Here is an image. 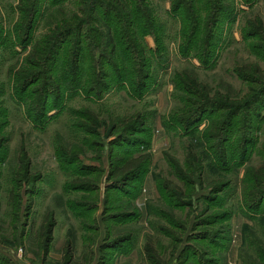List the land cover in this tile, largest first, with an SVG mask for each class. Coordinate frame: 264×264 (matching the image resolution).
<instances>
[{"label":"rangeland","instance_id":"374dc122","mask_svg":"<svg viewBox=\"0 0 264 264\" xmlns=\"http://www.w3.org/2000/svg\"><path fill=\"white\" fill-rule=\"evenodd\" d=\"M92 2L0 0V264H264V206L249 209L264 185V0H236L211 66L179 52L172 0H148L166 25L168 64L143 99L85 91L101 70ZM78 25L95 49L74 72ZM61 28L76 30L68 44ZM145 43L156 48L153 35ZM120 135L129 142L113 144ZM138 141L149 167L115 189L112 155Z\"/></svg>","mask_w":264,"mask_h":264},{"label":"trees","instance_id":"16d2710c","mask_svg":"<svg viewBox=\"0 0 264 264\" xmlns=\"http://www.w3.org/2000/svg\"><path fill=\"white\" fill-rule=\"evenodd\" d=\"M92 1V3L96 4V8L93 9V11H97L98 7L101 8L100 12L97 11L92 14V17H98L100 22L99 29H97V46L99 48L100 58H97L96 62L100 64L101 70L99 69L94 79L92 78L91 83L93 85H91L89 89H85V81L82 82L84 84L77 85L73 87V89H85L88 96L102 98L104 93L117 86L127 89L136 99L145 98L147 93L154 87V84H157L161 71L167 68L168 58L166 55H168V47L165 43L167 38L166 25L158 20L156 12L148 0ZM242 1L245 4H252L253 2V0ZM234 11H237L236 0H172L171 13L173 17L178 19L181 26L179 34L181 36L179 47L181 55L186 58H197L202 65L211 66L220 45L218 33L221 31H219V26H222L227 21L232 22L234 20L232 19ZM95 14H97V16ZM64 28H61L57 32L56 38L59 40L58 42L64 41L68 44L71 41L69 38L76 33V30L73 29L68 31ZM77 30L78 33L80 32V41L78 42L79 50L76 52L73 62H71L73 63L74 72L79 71L82 61L87 59V54L92 55L91 51L95 49L94 46L89 45L90 42L86 43V34H84L85 39L83 35L84 28L78 25ZM105 30H108L106 34H104ZM149 35L155 37V49L149 48L145 43V38ZM8 40L10 41V38ZM20 41H22L23 44H27L29 39L22 36L20 37ZM12 45L13 47L16 46L13 43ZM87 45H89L90 51L84 53V51L87 50ZM102 47L105 48L106 51L102 50ZM261 54L264 57V49ZM31 59L32 57L30 60ZM36 80L38 81L39 79H32V83L37 82ZM49 96L50 94L48 97ZM206 100L207 99H201L200 103L196 100L197 103L195 104L198 106L197 108H199L198 110L201 112V115L208 111V107L205 109L206 104H204ZM186 116H188V118H186L188 124H191V121L195 122L197 118V115H195L192 109L187 111ZM182 120L183 119H178V121L181 122L180 124L185 125L186 121ZM139 122L141 123L144 121ZM136 126L137 125L132 126L134 133L146 129V124ZM186 128L189 129L190 125ZM225 130L226 128H221L222 133H224ZM133 138L136 139L137 137L134 136ZM125 140L126 139L120 135L118 141H114L113 144L122 146L124 142H129ZM146 145H148V141H138V144L130 146V155H115V157L112 155V171L113 174L116 175V178L110 177V180L116 182L115 189L128 188L131 183L137 184L136 182H138L137 180H139L140 174L147 171L151 160V154L147 153L148 150H145L142 151L140 155H137L139 153V148L143 149ZM220 158L226 159L223 155H220ZM255 176L258 180L261 179L260 177L264 179V166L260 168L259 172H255ZM258 185L259 184L255 186L256 192L261 188H258ZM259 186H262V183H260ZM215 188L210 190L207 196H203L205 200H214L217 193L221 192L220 189ZM262 188V190H259L257 202L255 205L253 204V206L249 207V209L261 210L262 206H264V185ZM123 217H127L125 213L111 218L123 219ZM211 223L213 222H208V224ZM203 234V237L209 236L207 231L203 232ZM217 234L218 233H216V235ZM219 234L224 235V233L221 232H219ZM217 237L218 236H216V238ZM123 241H125V239ZM211 257L213 259L215 256L211 254ZM105 260L106 259L103 258L99 264H107ZM156 261H158V258H156ZM212 262L213 261L210 260V262L207 261L206 264H212Z\"/></svg>","mask_w":264,"mask_h":264}]
</instances>
